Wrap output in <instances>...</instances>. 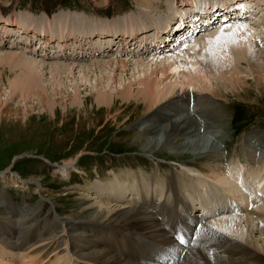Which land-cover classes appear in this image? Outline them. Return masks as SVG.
<instances>
[{"label":"rangeland","instance_id":"obj_1","mask_svg":"<svg viewBox=\"0 0 264 264\" xmlns=\"http://www.w3.org/2000/svg\"><path fill=\"white\" fill-rule=\"evenodd\" d=\"M193 1L191 3L187 0H0V199H7V202H10L14 207H20L22 204H25L23 206L26 209L35 206L39 210V212H35V217L47 221L46 218L56 216L52 209L53 203L54 207H58L62 217H67V214L68 216L73 215L74 212L79 213L82 211L81 208L86 206H89L90 209L99 207L108 209L109 205H121V201L118 203L113 200L112 202L111 199L118 198L111 195L110 197L113 198L110 199L109 192L105 187L109 184L110 176L121 175L125 170H127L126 173L128 170L134 171L133 176L132 174L128 175L131 179L135 174H139L141 184L144 183L149 188L145 192L150 191L147 193L149 195L140 192L141 189L137 187L138 181L135 180L132 182L135 190H130L127 193L128 196L131 195L130 204H134V201L140 199L142 201L145 197L151 198L152 195L155 202H161L165 198L167 200L169 197L173 198L172 192L166 185V180L170 174L174 173L178 181L177 186H181L183 192L187 193V198L200 203L201 208L197 207L198 211L202 210L203 213L206 208L210 213L208 214L210 216L202 218V222H205L202 223L203 225L208 227L219 219L232 215L229 203H224L222 192L214 186L213 182L208 180L202 191L197 189L194 179L190 178L183 165L201 166L206 157L209 158L214 154L215 151L211 150L213 142L217 143L220 152L227 157V160L233 159L234 163H236L235 159L240 158L238 155H241L242 148L249 150L253 155L255 154L256 161H264V83L259 84L257 79L254 80V76L249 72L250 66L246 61L240 65L238 63L241 52L239 50H242L240 46L243 41H247L244 39L248 37L247 33L253 34L252 38L255 36L258 40L260 39L256 57L260 58L259 55L264 51V0H238L240 4H245L242 6L250 10L246 11L247 17L250 16L248 18L243 16V19L238 18L228 22L226 26H228L229 32L226 33L225 29V34H220V29L223 28L219 26V29L218 25L215 27V24L204 29L207 34L216 31L215 34L219 35L222 40L218 41L214 38L207 42L201 41L202 37L208 39L200 34L203 31L201 30L193 41L187 42L190 44L188 49H197L196 53H199V58L210 63L213 74H217L219 70L227 67V62L222 60L225 59L222 53L229 54L226 56H230L229 60L234 66H239L242 73L240 78L244 80L240 84L237 83L236 87L230 83L219 82L220 85H216L212 90L200 88L182 90L178 85L174 97L152 105L151 108L146 100L135 97L131 98V101L123 103L119 97L115 96V102L110 106H107L106 103L98 104L97 98L101 94L99 92L102 90L109 93L110 86V92L111 94L113 92L114 95L117 89L118 92H121L123 87L129 84H133L134 94L137 93L138 77L143 74V70L145 75L150 74L148 71L150 68L148 65L151 64L149 59L153 57L152 51L155 46L152 44L158 41L155 37L158 29L152 26L146 30L147 32L140 31L136 39L131 40L130 44L125 43V46H120L119 50L115 48L118 47L117 44L121 38L114 39L112 37H109L111 46L108 47L106 53L98 49H95L98 50L95 53L93 50L87 51L88 49H86L103 32L109 36V34H122L124 30L132 27L136 31L133 25L136 26V20L142 16L155 19L158 26L166 25V29L160 28L158 38L161 36L163 39L162 34L167 33L170 37L168 39H171L170 33L172 28L178 26L176 21L177 18H180L181 13L185 17L182 24L183 29L184 27L188 29L195 17H198L196 20L198 29V27L201 28V21L204 20L202 14L206 12L204 10L207 6L211 4L230 5V0ZM239 3L236 4L237 7L231 8L233 11L236 10L235 15L237 14V16L241 12ZM199 5L201 6L199 7ZM192 7L197 9L193 14L194 18L189 16ZM255 8L259 17L251 19ZM218 9L216 8L214 11H218ZM7 19H17L21 26L27 28L29 27L28 21H39L41 24H37L36 27H43L48 36L36 37L33 31L35 26L31 29L28 28L33 32H22L19 30L22 28L19 25V27L12 24L5 26L4 21ZM80 26L83 31H89L90 36L78 33L80 32L78 29H81ZM246 28H249L248 31ZM253 28L255 30H252ZM239 29L243 30L245 34L243 31L238 32ZM207 30L209 31L207 32ZM235 30L238 32L237 34L235 32V38L225 37ZM50 31H53V36L50 35ZM62 31L67 37V39H63L64 41H62ZM89 38L93 39V42L89 43L88 41L84 45L85 53L81 54V46ZM84 39L86 40L84 41ZM113 40L117 41V44L116 42L111 43ZM141 40L146 43V46L140 53L136 50L139 48L138 44ZM172 43L174 44V42ZM96 45L94 44V46ZM165 46L171 47V44L165 43ZM215 47L221 49L222 52L219 49L220 52H217ZM212 48L218 53L217 55L212 52ZM218 55L220 63L217 61ZM123 60L127 65L126 68L122 66ZM147 60L148 65H142V63L146 64ZM117 61L118 63H116ZM68 64H74L72 71L67 69ZM81 65L91 68L88 78L80 73ZM218 66H222L223 69H221L222 67L217 68ZM50 68L54 71H52L53 75L50 74ZM87 68L83 69L87 71ZM181 72L183 73L182 70ZM32 73L38 76L43 73L41 79L45 87L46 99H39L36 95H31L29 99H24L21 96L23 89L28 88L22 89L20 82L24 84L29 76H32ZM170 74L172 75V73ZM171 75L164 80V84H171L174 81L175 78L171 79ZM31 90H29L30 94L33 92ZM75 96L79 100L73 103ZM163 104L167 105V108ZM162 105L164 109H160L161 112L157 114L158 108ZM174 109H178V116L185 114V111L189 109V114L195 117L196 121L202 120L204 123L203 120H207L205 126L200 130L199 137L187 138L192 142L191 148L180 151V154L174 152V155L167 149H160L159 152L158 150L151 152L150 148L144 150V147L136 141L135 132L144 127L148 123V121L145 123L148 119L154 122L158 121V123L161 120V124L168 123L165 117L174 114L176 112ZM161 114L164 117L159 116ZM157 138L163 140V136H157ZM198 139H202L199 146L195 144V140ZM202 156L205 158H201ZM62 167H70L71 175L66 176L60 173ZM31 178H35L36 185L35 183L28 184V180ZM72 191L76 193L72 194ZM179 195H181L180 188ZM204 196L209 200L208 204L202 202L201 198ZM181 198L184 201L183 197ZM119 199L124 202L125 197ZM149 200L152 201V199ZM210 203L214 205L211 207ZM222 204H226L225 209L229 211L214 214L217 210L224 211L220 207ZM210 208L214 209V212ZM24 210H19L15 215V223L22 228H26L30 220L23 215ZM256 211L258 212V210ZM232 213L235 214V212ZM190 214L192 219L199 218L192 216L191 212ZM72 215H70L71 220H74ZM78 215H75L76 219L81 218V215L80 217ZM259 215L253 220L264 226V212L261 211ZM243 224L245 225L246 222ZM2 227L4 226L0 225V230H3ZM66 237L61 239L63 245L49 252L47 257L46 252L50 251V247L47 248L48 250L38 248L43 247L42 243H38L37 247L30 248L28 251L15 250L0 244V259L2 260H0V264H20L22 255L25 253H30L32 256V261L29 264H80L82 259L78 257L80 259L78 260L67 250V246L64 244L68 240ZM254 239L255 245L246 244L264 255V236L256 232ZM240 242L245 244L244 240L235 244L238 245ZM232 250L234 249L231 248L229 251L217 249L215 253L219 256L223 255V258L226 259H234L236 256L233 255ZM18 253L21 255L19 256Z\"/></svg>","mask_w":264,"mask_h":264},{"label":"bare ground","instance_id":"obj_2","mask_svg":"<svg viewBox=\"0 0 264 264\" xmlns=\"http://www.w3.org/2000/svg\"><path fill=\"white\" fill-rule=\"evenodd\" d=\"M187 1L191 3L194 2L193 0ZM229 2L230 5H226L227 9L232 11V14H235L236 10L233 11V9L231 8L237 7L236 4L238 3V1L230 0ZM242 5L245 4L239 3V8H241V12L239 13V15H234L235 18L237 17V19H242L243 16H245L246 18L250 16L249 15L247 17L248 14L246 11L248 10V8ZM200 6L201 5H199V7ZM216 8L217 6L215 4L207 6L204 10L206 12L202 14L203 19L211 21L212 18H214L216 15V10L214 11V9ZM195 10L197 9L193 8L189 11L190 14H188L190 17H195V15H193ZM253 10V15H251L250 17L251 19H254V17H259L258 13H256V8ZM197 18L198 17H195V19L191 21V24L188 26V32H183L186 30L185 27L184 29L182 28L185 17L181 13L180 18H177L176 21V24H178V26L174 29L172 28V31H174L175 35H177V33L179 32H182L178 36V38L175 39V44H177V46L174 47L175 44L173 45V47L164 46L162 50L159 51L153 48V57L149 59L151 64H147L149 63L148 60L146 61V64L142 63V65H148L150 67L148 68L150 74L145 75L143 70V74L138 77L136 83L138 85V91L136 94H134L133 91V84H129L128 86L123 87L121 92H118L117 89L115 95L113 94V92V95L111 94L110 86L109 93H105V91L103 92L101 89H99L101 90V92H99L101 94L97 98V103H106L107 106H110L114 104L115 96L119 97L123 103L129 102L131 101V98L135 97L137 99L142 98L146 100L149 108H151L152 105H156L161 101H165L174 97L175 89L178 85H180V88L182 90L185 88H200L205 90H212L216 85H220L219 82L230 83L234 87H236L237 83L240 84L244 82V80L240 78V74L242 73L239 66H234L233 63H231V61L229 60L230 56H226L229 54H225L224 52L222 53L223 58H225L222 60H225V62L227 63L230 62L229 64L226 63L228 68L225 66L226 68L223 69L222 66H218L217 68L222 67L221 69L223 70H219L217 74H213V70L209 65L210 63L199 58V53H196L197 49H188V46L190 44L187 42H189V40L193 41V39L195 38V36L193 37V34L197 29ZM200 19L202 18L200 17ZM4 22L5 26L6 24L21 26L19 24V20L17 19H7V21ZM35 22L37 21H28L27 25H29L28 28L30 29L31 27L35 26V30L33 31L34 34H36V37L42 35L44 37L48 36L47 31H45L43 27H36V25L40 22ZM133 26L134 28H136V31L133 29V27L129 29L126 28L129 31L124 30L122 34H109V36L107 35V33L103 32L89 48L86 47V49H88L87 51H89L90 49L95 53L98 52V50H102L101 52L106 53L108 51V47L111 46L109 37H112L114 39L121 38L118 44L115 40L111 42H116L118 47H116L115 49L119 50L120 46L123 47L126 44H130L131 40L133 41V39H136L140 31H146L152 26H155V28L158 29V33L155 37L156 40H159L161 39V36L158 38L159 32L161 31V29L164 30L167 27L166 25L158 26L155 19L147 18L145 16L139 17L136 20V26ZM219 26L223 29H220ZM21 27L22 28H20L19 30L22 32H33L29 31L27 27ZM218 28L221 30L219 32L220 34H225V29L227 30L226 33L229 32L228 26H226L225 24L218 25ZM246 29L248 31L249 28ZM252 30L255 29L253 28ZM78 31H80L78 33H82L83 35L87 34L90 36L89 31H83L82 27L81 29H78ZM208 31L209 30H207V32ZM239 31L241 32L243 30L239 29L238 32ZM190 32H192L191 35ZM235 32L236 34L238 33L237 30H235L234 32L231 31L229 35L225 37L235 38ZM213 33L211 32V34H207L206 31H201L200 34H202L204 37H208V39H204L202 37L201 41L207 42V40H214V38L216 40L218 37L219 40H222L219 35L215 34L216 31L214 34ZM250 33L252 34V32ZM61 34L62 41H64L63 39H67V37L64 36V32ZM50 35L53 36V31H50ZM189 35L191 38H193L188 39ZM246 35H244V37L246 36L247 38L244 39H247V41H243L241 44L242 46H240L242 47V50H239L241 51L240 54L238 53L240 55L238 63L240 65V63L246 61L250 66L249 72L254 76V80L257 79L256 81H258L259 84H262L264 83V51L261 50L263 52L261 53V55H259L260 58H257L256 50L258 47H260V39L258 40L255 36L254 38H252L253 34L250 35L247 33ZM241 38L243 39V36ZM85 40L86 39H84V41ZM88 41L89 43H91L93 42V39H87V41L82 45L83 47L81 46V54L85 53L84 45L87 44ZM158 42L159 41H157V43ZM94 44H97L98 46H94ZM76 45L78 46V44ZM79 45H81V43H79ZM138 45L139 48L136 51H139L141 53V50L145 48L144 46H146V43L141 40ZM179 45H181V47H179ZM157 47H159L158 44ZM159 49H161V47H159ZM218 49L219 48L216 49L215 47L216 51ZM212 50V52L217 55V52H220L219 50L221 49H219L217 52L213 48ZM219 55L221 54L219 53ZM219 55L217 61H219L220 63L221 60H219ZM116 63H118V61ZM73 65L68 64L67 69L73 70ZM84 65H81L79 67V71L80 73L84 74L83 76L85 78H88V74H90L91 68L84 67ZM122 66L123 68H126L127 65L125 64V61L123 62ZM83 68H87V71ZM49 70H51V68ZM181 70L183 71V73L181 72ZM41 71L43 72V70ZM52 71L53 69L50 71V74H52ZM169 73H172V75L170 74L171 79H175L174 81H172L173 83L171 82V84H164V80L170 77ZM41 74L40 76L33 73L32 76L28 75L29 78L27 81L29 84L26 83L27 81L24 84L20 82V86L22 87V89L24 87L28 88L26 90L23 89V92L21 94L24 99H29L31 95H36L39 97V99H46L45 87L43 86ZM30 88H32L33 90H31ZM29 90L33 91L32 94L29 93ZM76 96L72 101L73 103L78 102L79 100ZM163 105L162 107L158 108L157 114L161 112L160 109L163 108ZM166 106L167 105H165L164 107ZM175 110L176 109H174V111ZM159 116H162V114ZM165 118H167L166 122H168L166 124H161V120L160 123H158V121L154 122L148 119L145 121V123H147V121L148 123L145 126L143 125L144 127H142L139 131L135 132L134 137H136V141H138V143H140V145L144 147V150L146 148H150L151 152H156L157 150L159 152L160 149H167L169 150V152H173L172 155H174V152H176V154L179 152L180 154V151L191 148L192 142H190L187 138L190 137L189 139H191V137L194 136L199 137L200 130L205 126V123L207 122V120H203L204 123L202 122V120L196 121L195 117L189 114V109L185 111V114H182L180 116H178L177 109L174 114L170 115V117ZM210 123L212 124V122ZM157 136H163V140H160L159 138H157ZM201 140H195V144L199 146ZM242 149L243 151L241 155H238L240 156V158L237 157L238 159H235L236 163H234L233 159V161L230 159L227 160V157L224 156L222 152H220L217 143L215 144L213 142L211 150L215 152L209 158L206 157L201 166L196 167L193 165H183L184 170L187 172L190 178L194 179L193 181L196 183L197 189H201L202 191L203 187L205 186V182H207L208 180L212 181L214 186H216L222 192V199H224V203H229V210L235 212V214L219 219L208 227L203 225L198 230L197 226L199 227V220H197L198 218L192 219L189 211V204L187 205L186 202L182 200V196L179 195V188L177 186L178 181L174 173L170 174L168 176V179L166 180V185L172 192L173 196L171 201L165 199L161 202H155L153 201V199L152 201H150L148 197H145L140 202L134 201V204H130L131 195L128 196L127 193L130 190H135V186L132 185V182H134L135 180L138 181L139 185L137 187L141 189L140 192L149 195L147 193H150V191L145 192L149 188L146 187L144 183L141 184L139 174H135L134 178L132 177L131 179V177H128V175L132 174L133 176L134 171L132 172L128 170V173H126L125 171L127 170H125L124 172L126 174L123 172V174L121 175L117 174V176H110V179H108L109 184H107L105 187L109 192L110 199L114 196H117L116 198H118L111 199L112 202L113 200L118 201V203L119 201H121V205H109L108 209H101L100 207L96 209H90L89 206L82 207V211L79 209L81 212H74L73 215L70 214L73 216L74 220H71V217L70 215L68 216V214L67 217H62V214H60L58 207L53 206V202L52 209L55 211L56 216H50L49 218H46V221L37 219L35 217V212H39L38 208H35V206L27 207V209L23 206L25 204H22L20 207H14L11 206L12 204H10V202H7V199H0V225L4 226L2 227L3 230H0V244H3L5 245V247L15 250L23 249L24 251H28L30 248L37 247L38 243H42L43 247L38 248L47 249L48 247H50V251L46 252L47 257L49 255V252H52L53 250H56L63 245L61 239L67 236L68 240L64 244H66L67 250L72 253L73 257H79L82 259L80 264H264V255L255 250V248L253 249V247L251 248L249 245H247H255L254 243L256 241L254 239V233L257 232L260 235L264 236V226L253 220L255 217L260 216L259 213L261 211L264 212V161H256L257 159L254 158L255 154L253 155V153L249 150H246L244 148ZM201 158H205V156H202ZM60 173L66 176H70L71 168L62 167L60 169ZM34 180L35 178H31V180H28V184L31 185L37 182ZM127 182H129V186L127 185ZM34 188L36 189V187ZM71 193L75 194L76 192L72 191ZM71 193L68 194L71 195ZM111 195L113 197H110ZM122 197H125V199L123 200L124 202L119 199ZM201 200L203 203H209V200H207L205 196L202 197ZM180 204L182 205L181 209H179ZM226 204H222L220 207L222 209H225ZM213 205L210 203L211 207ZM255 207L259 213L255 210ZM19 210H24L23 215L26 216V219L30 218L29 225L26 228H22L19 224L15 223V215ZM78 214L81 215V218L76 219L75 215ZM80 215L78 216L80 217ZM196 216L198 217V215ZM243 222H246V224L244 225ZM180 232H183L184 234H181ZM238 240H244L245 244L240 242V244L236 245L235 243L239 242ZM208 246L210 247L208 248ZM212 246L214 247L213 249ZM231 248L234 249L232 250L233 255L236 256V258L234 259H226L223 258V255L219 256L215 253L217 249H221L222 251H229L231 250ZM20 255L21 253L19 254V256ZM239 257L240 260H238ZM79 258L78 260H80ZM31 261L32 256L30 255V253H25L22 255L20 264H29Z\"/></svg>","mask_w":264,"mask_h":264},{"label":"snow or ice","instance_id":"obj_3","mask_svg":"<svg viewBox=\"0 0 264 264\" xmlns=\"http://www.w3.org/2000/svg\"><path fill=\"white\" fill-rule=\"evenodd\" d=\"M217 39L219 40V37ZM209 51H211V49H209Z\"/></svg>","mask_w":264,"mask_h":264}]
</instances>
